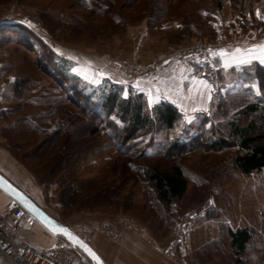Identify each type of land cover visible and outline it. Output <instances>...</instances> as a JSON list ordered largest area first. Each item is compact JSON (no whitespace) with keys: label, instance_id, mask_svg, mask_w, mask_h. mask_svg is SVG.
I'll list each match as a JSON object with an SVG mask.
<instances>
[{"label":"trees","instance_id":"trees-1","mask_svg":"<svg viewBox=\"0 0 264 264\" xmlns=\"http://www.w3.org/2000/svg\"><path fill=\"white\" fill-rule=\"evenodd\" d=\"M61 1L73 3L71 8L82 9L84 14L55 19L58 22L55 28L61 24L66 28L59 29L58 34H51L45 22L39 23L38 27L53 39L63 41L66 35L67 38L70 36L68 41L77 43L81 41L84 29L83 19L95 22L111 17L119 24L120 18L112 12L115 8L142 11L149 22L150 33L162 32V24L175 17L174 3L185 0ZM257 1L262 0H231V3L234 9L243 10L251 8ZM212 2H204L197 9L198 19L191 20L189 27L181 28L175 37L197 34L218 8V0ZM92 34L100 36L97 32ZM36 39L40 40L22 26L0 23V62H4V69L9 65V51L17 53L32 49L40 71L34 69L31 74L39 73L47 83L39 84L35 77L20 75L19 71L12 73L13 81L6 85L8 91L4 95L13 104L0 109V133L6 140L7 132H11L9 136L13 138L31 140L33 144L26 156L16 159L38 185L56 184L60 190L58 200L63 207L77 202L75 178L64 172L66 166L74 162L82 150L104 136L106 129L123 148H115L118 154L112 164V174L118 172L116 176L123 178L121 182L113 181L104 186L86 200H80L85 202H80V206L95 209L106 204L105 207L113 211L120 208L136 215L158 244H162L160 239L163 237L166 243L172 240L177 228L187 221L185 207L180 205L187 190L181 163L184 156L199 148L219 154L227 152L231 167L243 175L264 169V66L256 65L242 85H230L217 92L216 111L223 118V126L209 123L205 128L203 123L197 133L190 134L184 130L189 124L170 103L161 101L149 107L142 96L129 91L124 94L122 86L107 79L97 85L90 84L72 73L74 63L71 60L56 54L46 43L41 46ZM43 50L49 52L44 59L38 53ZM47 77L51 81L48 82ZM221 82L228 84V80ZM10 116L12 119L8 120ZM157 130L165 132L166 139L153 145ZM177 130L181 132L176 133ZM8 142L5 148L10 153L19 149L18 143ZM141 145L150 149L138 150ZM24 159L26 164L22 162ZM214 231L215 236H211L210 227L203 230L201 234L206 237L203 236L202 241L184 255L187 264H214V259L220 255L219 243L227 245L235 264L242 263L253 241L254 230L245 225L233 228L219 222ZM260 251L264 259V248Z\"/></svg>","mask_w":264,"mask_h":264},{"label":"rangeland","instance_id":"rangeland-1","mask_svg":"<svg viewBox=\"0 0 264 264\" xmlns=\"http://www.w3.org/2000/svg\"><path fill=\"white\" fill-rule=\"evenodd\" d=\"M212 1L214 0H197L196 2L192 0L176 1L174 3L175 17L171 21H178L182 25V29L188 28L191 20L195 21L198 19L196 18L197 9L202 7L204 2L213 3ZM73 5V3L69 4L61 0H0V23H14L24 27L26 31L35 33L42 41L40 42V40L36 39V43H39L41 46L46 43L53 49V44L57 41L66 44L67 47L82 46L88 50L87 54L92 50V47L106 45L112 39L126 32H129V34H139L141 26H145L148 29L147 23L149 22L145 14L142 11L136 12L128 7L112 9V12L120 18L119 24L113 22L111 17L95 22L83 19L81 24L84 29L81 33V41L77 43L68 41L70 36L67 38L66 35H61L64 38L63 41L53 39L52 36L38 27L39 23L43 24L45 22V26L48 31H51V34L53 32L54 34H58L59 29L65 30L66 28H63L62 24L60 25L61 28H55L58 25L55 19L67 18L72 14L79 16L84 14L82 9L71 8L74 7ZM113 30L116 31L113 32ZM93 32L99 33L100 36L95 37L92 34ZM176 33L170 31L158 32L155 30L151 32V35L155 39L170 40L175 37ZM185 42L189 41L181 43ZM38 53L43 55L41 56L43 59L49 56L47 50L39 51ZM8 54L9 65L5 69L6 71L11 74L19 71L20 75L28 74L35 77V80L39 84H47L43 80L45 77L39 73L35 72V74H31L34 69L35 71L39 70L35 61L36 53L32 49H27V51L22 50L17 53L9 51ZM47 81L49 82L51 79ZM215 82H219V79ZM218 85L220 86L216 87L224 90L231 83H224L223 85L220 82ZM7 97L5 95L0 96L3 103L0 104V107L5 106V108H8L13 104L8 101ZM216 101V96H214L210 109L206 113L197 115L190 122H187L183 116L184 121L189 124V127L184 128V130L187 133L195 134L201 129L203 123L206 124L205 128L208 127L209 123L223 126V118L219 116L220 112L216 111ZM1 118L2 116H0ZM10 119H12V116L8 118V120ZM182 124L185 125L183 122ZM180 132L181 130H177L176 133ZM9 134L11 132H7V140L4 138L5 145H7L8 141V143L19 144V149L11 151L13 156L19 160L23 155L26 156L25 154L30 150L33 143L27 137L13 138ZM164 139H166L165 132L157 130L153 145ZM114 140L113 135L106 129L104 136H101L96 143L91 144L90 148L82 150L76 160L66 166L64 172L73 174L75 178L76 192H74V197L76 196L77 202H73L72 206L63 207L59 202L58 195L60 190L55 183H50L51 185L44 187L43 185H38L34 180L36 185L30 189L29 193L35 198L34 200L39 205L38 207L49 217L65 226L80 223L79 219L82 220L88 214L110 217L116 213H122L135 219L145 229V224L136 215L126 213L120 208L113 211L105 207L106 204L100 205L99 208L95 209H86L80 206V200H86L87 197L95 195L97 191L113 183V181L121 182L123 176L118 178L116 176L119 174L118 172L116 175L112 174L113 160L118 154L115 148L123 150ZM88 142L90 143L89 140ZM148 149L150 148L147 145H141L138 148L141 151ZM229 160L227 152L219 154L202 148L182 158L181 163L187 179V190L180 205L185 207L187 221L177 228V234L172 240L166 243L163 237L160 239L162 244H159L163 249L165 247L172 249V255L178 264H187L184 255L192 246L198 245L202 241L203 236L206 237L205 234H201L203 230L205 231L210 227L211 236H215L214 230L219 222H223L233 228L242 225L251 227L254 230L253 241L247 248L241 264H264V259L260 256V250L264 248V169L250 175H243L231 167ZM22 162L26 164L27 160L24 159ZM54 174H56V171ZM54 176L52 175V177ZM51 181L54 182V180ZM81 203L85 202L82 201ZM186 226H188V231L184 237V241L181 244L175 245V238L178 236L181 228ZM146 232L150 236L147 230ZM218 249L220 250V255L217 259H214V264H235L234 258L231 256L225 243H219Z\"/></svg>","mask_w":264,"mask_h":264},{"label":"crops","instance_id":"crops-1","mask_svg":"<svg viewBox=\"0 0 264 264\" xmlns=\"http://www.w3.org/2000/svg\"><path fill=\"white\" fill-rule=\"evenodd\" d=\"M218 4V8L206 19L197 34L182 38L155 39L145 26H141L139 34L126 32L106 45L92 47L89 54L82 46L67 47L57 41L52 48L56 54L74 63L72 73L80 79L93 85L107 79L122 86L124 94L129 91L142 96L148 106L151 96V107L161 101L168 102L190 122L210 109L214 96L220 90L216 86H220L218 84L222 80H228L231 86L242 85L256 65L264 66L258 58H254L264 55L261 50L264 46V0L243 10L234 9L231 0H218ZM181 28L178 21H168L161 26L162 32H180ZM202 38L220 44L219 51L209 63L185 68L168 57L159 65L153 78H140L132 84H126L110 70L111 63H149L156 55H168L170 49L178 43ZM3 63L0 62V96H4L8 91L6 85L13 81L12 74L4 69ZM218 79L219 82H215ZM0 109H5V106ZM0 174L38 205L29 193L36 185L34 178L5 148L1 133ZM12 201L0 191V214ZM108 218L105 215L88 214L82 220L79 219L78 224L92 226ZM29 226L32 241L40 247L52 246L61 239L35 220ZM88 245L105 264H178L170 259L151 236L129 235L113 243L97 234Z\"/></svg>","mask_w":264,"mask_h":264},{"label":"built area","instance_id":"built-area-1","mask_svg":"<svg viewBox=\"0 0 264 264\" xmlns=\"http://www.w3.org/2000/svg\"><path fill=\"white\" fill-rule=\"evenodd\" d=\"M220 44L209 39L191 40L173 46L169 54H159L149 63H111L110 70L126 84L140 78H152L159 65L168 57L178 65L191 68L196 64L209 63L219 51ZM34 219L16 202L8 203L0 214V264H93L83 253L73 248L64 239H58L52 246L40 247L30 237V223ZM67 228L81 241L88 244L97 234L108 241L118 243L126 236L146 235L144 227L132 217L116 213L92 226L76 224ZM188 226L182 227L174 244L184 241ZM164 252L177 263L172 249Z\"/></svg>","mask_w":264,"mask_h":264},{"label":"water","instance_id":"water-1","mask_svg":"<svg viewBox=\"0 0 264 264\" xmlns=\"http://www.w3.org/2000/svg\"><path fill=\"white\" fill-rule=\"evenodd\" d=\"M0 191L8 195L14 202L20 205L35 221L39 222L44 226L49 232L59 235L64 239L68 244L73 248L79 250L83 253L93 264H97V261L93 260L92 257L81 247V244L86 245L98 258L99 264H105L99 256L93 251V249L83 241H81L77 236H75L67 226L57 222L53 218L49 217L38 205H36L32 199H30L24 192L12 185L8 180H6L0 174ZM60 229H67V232L70 234L66 235L60 231ZM74 237V239H73Z\"/></svg>","mask_w":264,"mask_h":264},{"label":"snow or ice","instance_id":"snow-or-ice-1","mask_svg":"<svg viewBox=\"0 0 264 264\" xmlns=\"http://www.w3.org/2000/svg\"><path fill=\"white\" fill-rule=\"evenodd\" d=\"M261 50H262V52H264V46H262V49ZM221 55H223V53H221ZM254 58H258L259 61H260V63L261 64H264V55H261L259 57H254ZM73 71H76V70L73 69ZM152 103H153L152 98H151V96H149V107H151ZM60 231L63 232L64 234L70 236V234L67 232V229H60ZM73 239H74V237H73ZM81 247H83L84 250L86 252H88V254L92 257V259L95 260V261H97V264H99V260L96 257V255L90 249H88L86 245L81 244Z\"/></svg>","mask_w":264,"mask_h":264}]
</instances>
